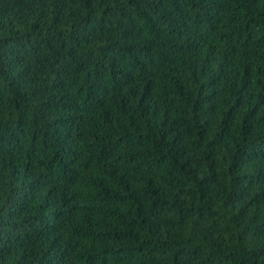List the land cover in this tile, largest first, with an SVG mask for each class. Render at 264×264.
I'll return each instance as SVG.
<instances>
[{"label":"trees","instance_id":"16d2710c","mask_svg":"<svg viewBox=\"0 0 264 264\" xmlns=\"http://www.w3.org/2000/svg\"><path fill=\"white\" fill-rule=\"evenodd\" d=\"M0 264H264V0H0Z\"/></svg>","mask_w":264,"mask_h":264}]
</instances>
